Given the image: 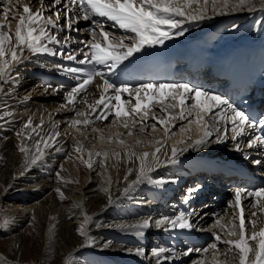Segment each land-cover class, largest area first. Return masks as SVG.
Listing matches in <instances>:
<instances>
[{
  "label": "snow or ice",
  "instance_id": "6c2138e0",
  "mask_svg": "<svg viewBox=\"0 0 264 264\" xmlns=\"http://www.w3.org/2000/svg\"><path fill=\"white\" fill-rule=\"evenodd\" d=\"M0 4L3 5L0 11L2 17L0 19V93L8 95L15 91L20 82V72L17 69L30 61L33 56L46 54L60 57L78 66L54 64L52 67L64 75H70L76 83L67 91L63 85L58 88L49 85L45 88V92L49 95L64 93L66 104H61V108L73 105L70 110L74 111L76 118L68 121L70 127L81 124L88 127L95 122L103 123L108 120L112 125L127 129L129 137L134 135V130L137 128L138 134L145 136L162 130L163 139H154L157 145L154 150L140 154L131 151V147L125 145L124 140L121 139L123 134H116L117 142L125 145L124 158L131 161V166L126 167L123 175L122 183L126 186L122 188L121 196L129 197L130 193L141 184H153L159 187L170 182L174 183L175 180L170 181L164 177L154 178L152 174L161 165L178 163L177 157L189 148H202L213 142L224 143L231 139L235 142V150L242 152L243 146L240 140L246 138V147L257 150L260 156L264 157V119L259 123L253 121L249 115L223 96L202 88L191 87L187 83H140L130 87L127 83L117 85L110 79V75H114L121 65L125 62L131 63L135 54L146 48L164 45L174 37L183 36L186 29L182 26L186 22L211 18L208 15L209 5L212 15H222L229 11L264 12V0H50L47 3L46 0H39L40 6L36 8L30 3H25L24 0H0ZM194 5L196 7H193ZM46 12L50 14L46 16ZM98 18H106L107 21L113 22L114 26L123 30V34L117 35L106 30L104 22ZM61 20L64 21L63 24L60 23ZM12 21H16L14 32L10 28ZM81 21L90 22V25L81 29L77 27ZM72 32H76L78 36H72ZM83 33L88 34L87 40L79 38V34ZM73 44L79 47L73 48ZM9 85L8 91L5 92V86ZM90 86H93L99 95L93 103H88L87 96L90 93L96 95L97 92H92ZM125 94L127 99L123 98ZM78 97L90 111L85 112L76 107ZM177 109L178 111H175ZM10 116H12L10 111H4L0 119ZM79 117H83V120L78 119ZM177 121H180L179 125ZM193 125L201 134L192 143H188L184 139V134L190 132ZM43 126V119L33 126L32 118L29 117L22 128L15 133L17 137L33 140L35 146L34 152L30 146L22 144L19 147V152L25 157L24 166L19 173L21 177L29 169L44 164L45 158L53 152L65 151L62 146H57L60 143L57 137H60L61 133L55 131L42 135ZM52 127L57 128L58 124H53ZM258 127L259 132H257ZM37 129L41 131L38 132ZM92 131L98 129L92 127ZM30 133H36L39 139H35ZM177 133L181 135L177 144L184 146L177 147L174 144L169 150L166 141ZM100 139L104 138L101 136ZM108 139L110 141L112 137ZM136 143L140 144L141 141L137 140ZM74 151L78 154L76 159L92 171H96L94 168L96 164L105 172L108 167H114L119 173L120 163L125 162L118 152L89 151L85 159L82 145L75 146ZM65 155L68 159L72 158L71 153ZM100 156L104 159L98 162L93 159ZM111 156L117 158L116 164L106 163ZM245 159L249 157L245 156ZM252 163L260 166L264 164V159L255 158L252 159ZM60 169L63 171V165H60ZM61 171L55 173L58 181L68 183L61 175ZM97 175L103 173L97 172ZM107 183L111 185L114 181L109 178ZM115 183L117 185L121 183L119 177ZM100 190L107 194L109 205L117 203L120 199V196L113 199L108 187H101ZM119 190L117 187V191ZM199 190L198 185L188 188L181 203L189 205L194 194ZM55 192L61 201L66 199L60 187H57ZM245 193L247 197H254V202L245 205L242 199ZM258 212L264 214V187L254 190L237 188L234 198L228 201L225 214H231L229 221L231 229L238 231L229 230L225 235L238 236V239H225L213 231L214 242L202 249L188 247L177 252L173 248L156 247L151 249V256L156 264H174L175 260L189 256L193 252L207 254L212 250V264H229V261L231 264H264V226L260 227L259 231L255 230L258 224ZM81 215L82 219L76 232L83 238L84 246H94L96 239L90 235V225L96 228L106 225L95 223L93 217L84 212ZM191 215L192 212L187 209L174 210L171 216L162 215L158 218L148 216L131 224H113L107 227L131 231L140 239L153 228L166 232L194 230L196 225L191 222ZM221 219L222 217L216 219L213 228L217 226L225 228ZM9 223L5 220L0 223V227H6ZM221 243L225 246L223 260L218 258L221 255L219 248ZM110 245L111 242L108 241L105 242L104 247ZM126 251L133 252V249ZM134 253L147 258L146 250L142 246L136 247ZM193 264H205V262L201 259L194 261Z\"/></svg>",
  "mask_w": 264,
  "mask_h": 264
},
{
  "label": "bare ground",
  "instance_id": "6f19581e",
  "mask_svg": "<svg viewBox=\"0 0 264 264\" xmlns=\"http://www.w3.org/2000/svg\"><path fill=\"white\" fill-rule=\"evenodd\" d=\"M24 2L30 3L34 8L40 6L39 0H24ZM47 2L50 0H46ZM2 7L3 5L0 4V11ZM49 14L45 13L46 16ZM208 15L211 18L186 22L182 26L186 29L184 35L169 40L178 42L184 52V57L188 54L194 57L193 51L199 42L231 57L240 54L245 45H251L248 52H245L246 55L250 54L251 58L262 61L264 65V12L229 11L222 15H212L211 5H209ZM102 21L106 30L117 35L123 34V30L114 26L113 22L107 21L106 18ZM60 23L63 24L64 21L61 20ZM15 24L16 21H12L10 24L12 32L15 30ZM89 25L90 22L81 21L77 27L83 29ZM71 35L76 37L75 32H72ZM84 35L87 36V39L89 38L87 33ZM72 47H79V45L73 44ZM148 49L150 48H146L144 51ZM66 62L68 61L60 57L46 54L33 56L30 61L17 69L20 72V82L15 91L8 95L0 93V115L4 111L12 113V116L0 119V176L1 182L5 183L8 188L4 195L11 196L15 200L12 204L8 202L10 206H3V201L0 200V223H3L2 219L11 222L6 227H0V247H3V257L0 261L8 260V264H156L155 259L151 256L152 248H173L177 252L188 247L202 249L214 242L213 231L225 239H238V236L228 237L225 235L229 230L238 231V229H231L229 224L231 214H225L228 201L234 198L235 189H252L238 185L233 186L232 183H229V179L224 178L222 174L207 169L208 164L214 161L229 164L227 160H231L228 158L232 157L226 152L232 151L235 142L229 139L224 143L213 142L202 148H189L177 157L178 163L161 165L152 174L154 178L164 177L170 181L175 180L174 183L170 182L159 187L153 184H141L130 193L129 197L121 196L120 192L126 186L122 183L123 175L126 167L131 166V161H127L123 156L125 145L130 146L131 151L137 154L153 151L157 146L154 139H163V132L161 130L145 136L138 134L139 129L137 128L134 130V135L129 137L127 129L112 125L108 120L103 123L95 122L88 127L82 124L70 127L68 121L76 118L74 111L70 110L73 105L61 108V104H66L64 93L49 95L45 92V88L49 85L57 88L63 85L67 91L76 83L70 75H64L52 67L54 64L67 66ZM122 66L117 70H120ZM260 76L264 78V70L260 71ZM97 82L102 83L101 81ZM9 87L10 85L5 86V92ZM90 88L92 92H97L93 86ZM81 95L83 96V94ZM216 95L223 96L221 93ZM98 98V92L96 95L90 93L87 96V101L93 103ZM123 98L127 99V94ZM76 107L85 112L90 111L79 97ZM29 117L32 118L33 126L39 124L41 119L44 120L42 135L59 131L61 136L57 137L60 142L57 146H62L65 151L63 153L53 152L52 155L45 158L44 164L29 169L21 177L19 173L24 166L25 157L19 152V147L22 144L30 146L34 152L35 146L33 140L17 137L15 133L22 128ZM78 119L83 120V117ZM176 123L179 125L180 121ZM53 124H58V127L53 128ZM92 127L98 131L93 132ZM37 131L41 130L37 129ZM117 133L123 134L121 139L124 140L125 145L117 142ZM30 134L35 139H39L36 133ZM200 134L193 125L192 130L184 134V139L188 143H192L199 138ZM101 136L104 138L103 140L100 139ZM110 136L112 139L109 141L108 137ZM214 136L215 133L213 139ZM180 139L181 135L177 133L166 141V146L169 150L174 144L177 147H183L184 145L177 144ZM137 140L141 143L137 144ZM149 141H153V143L150 144ZM78 144L83 146L85 159H87L89 151L121 153V158L125 162L120 163V172L117 173L114 167H108L105 172L96 164H94L96 171L89 170L76 159L78 154L75 153L74 147ZM41 147H43L42 144ZM45 151H50V149H45ZM65 153H71L72 158L68 159ZM93 159L98 162L104 158L100 156L93 157ZM106 163L116 164L117 158L111 156ZM60 165H63V171H61ZM260 167L262 168L261 173L264 175V164ZM57 171H61V175L68 183L58 181L55 175ZM97 172H101L103 175H97ZM118 177L121 181L119 185L115 183ZM109 178L114 181L111 185L107 183ZM197 185L200 186V190L194 194L190 204H182L181 201L187 189ZM57 187H60L64 192L65 200L61 201L55 192ZM101 187H108L113 199L120 196L117 203L109 205L107 194L100 190ZM117 187H119V191H117ZM0 199H2V190H0ZM242 199L245 205L255 200L254 197H247L246 193L242 195ZM138 201H144V203H137ZM76 205H80V207H76ZM184 209L192 212L190 220L196 225L194 230L166 232L153 228L147 231L144 238L138 239L131 231L107 227V225L113 224H131L148 216L153 218L162 215L171 216L174 214V210ZM82 212L91 215L95 223L106 225L101 228L90 225V235L96 239L94 246H84L83 238L76 232L82 219ZM221 217V223L225 225V228L219 226L213 228L216 219ZM25 223L28 225L27 230L19 231V227ZM262 226H264V214L258 212V224L255 230L259 231ZM9 232L14 234L6 240L1 237ZM33 234L37 235L35 240L32 239ZM41 241L43 244L39 243ZM108 241L111 242V245L105 248L104 244ZM138 246L145 248L147 258L134 253V249ZM50 248H54L56 251L52 256L48 253ZM219 248L221 255L218 258L223 260L225 246L221 243ZM126 249H133V252H128ZM201 259L205 264H212V250L207 254L193 252L189 256L175 260L174 264H193L194 261Z\"/></svg>",
  "mask_w": 264,
  "mask_h": 264
},
{
  "label": "rangeland",
  "instance_id": "374dc122",
  "mask_svg": "<svg viewBox=\"0 0 264 264\" xmlns=\"http://www.w3.org/2000/svg\"><path fill=\"white\" fill-rule=\"evenodd\" d=\"M1 11H2V10H1ZM0 190H2V199H0V200L3 201V206H10V205H8V202H11V204H12L13 201H15V200H13V198H12L11 196L4 195V194L7 192L8 188L5 186V183L1 182V176H0ZM0 205H1V204H0ZM2 221L4 222L5 220L2 219ZM10 223H11V222H10ZM9 225H10V224H9ZM27 226H28L27 223H25L24 225L20 226V227H19V231H21V232H25V231L27 230ZM12 227H14V226H12ZM12 234H14V233H13V232L5 233V234H3L1 237L4 238V239L6 240V238H8L9 236H11ZM32 236H34V237H32ZM32 236H31V237H32L33 240H35V238L37 237L36 234H33ZM32 239H31V240H32ZM39 243H40V244H43L42 241L39 242ZM2 252H3V247H0V259H1V257H3ZM55 252H56V251H55L54 248H50V249L48 250V253H49L51 256L54 255ZM0 262H1L0 264H8V263H9L8 260H1Z\"/></svg>",
  "mask_w": 264,
  "mask_h": 264
}]
</instances>
